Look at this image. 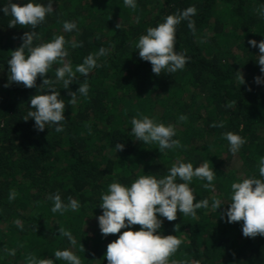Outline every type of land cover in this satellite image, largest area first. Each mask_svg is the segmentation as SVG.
I'll use <instances>...</instances> for the list:
<instances>
[{"label":"trees","instance_id":"1","mask_svg":"<svg viewBox=\"0 0 264 264\" xmlns=\"http://www.w3.org/2000/svg\"><path fill=\"white\" fill-rule=\"evenodd\" d=\"M12 2L19 6L26 0ZM189 6L196 8L194 30L181 21L174 45L188 57L186 65L156 75L139 58L135 43L147 28ZM52 9L36 29L9 26L11 16L0 12V264H27L30 255L66 264L53 255L63 249L77 255L81 264H107L106 245L120 234L102 236L99 231L96 217L102 214L100 197L107 186H130L142 175L159 179L177 161L196 167L206 160L216 174L213 187H203L207 182L195 177L190 187L195 200L207 199L208 207L197 209L194 216L177 212L173 221L158 216V231L182 241L168 264H264V236H243V222L228 223L224 215L231 202L230 185L261 178L264 83L254 78L264 80V74L257 63L259 50L248 41L264 39V0H136L135 9L123 0H53ZM64 21L75 22L76 29L65 32ZM31 30L37 34L33 46L63 36L68 52L64 62L73 69L90 53L107 50L97 58L99 67L86 78L76 73L68 89L55 80L59 63L45 73L65 103L59 133L49 125L37 131L31 118L24 120L30 98L51 91L39 87L41 77L32 88L8 81L10 53ZM73 42L80 46L71 47ZM85 82L87 96L76 92L71 103L69 91ZM138 114L171 124L181 147L159 152L155 143L135 140L130 121ZM221 123L223 127L216 126ZM226 132L245 139L238 152L228 150ZM117 143L123 144L122 150L115 151ZM10 191L15 192L12 200ZM54 193L65 204L69 197L77 200L79 209L53 213L48 197ZM215 200L221 202L216 210ZM58 228L69 230L76 244H69ZM7 249H14V255Z\"/></svg>","mask_w":264,"mask_h":264},{"label":"clouds","instance_id":"2","mask_svg":"<svg viewBox=\"0 0 264 264\" xmlns=\"http://www.w3.org/2000/svg\"><path fill=\"white\" fill-rule=\"evenodd\" d=\"M52 4L53 0H47V4L42 3V0L40 2L26 0L18 6L12 0H6V3L0 4V12H3L4 16H11L9 26L22 25L36 29L37 25L44 22L46 15L53 13ZM123 4L130 9L136 8V0H123ZM195 14L196 8L189 6L178 14L167 15L163 22L147 28L145 34L139 36L135 49L138 50L141 60L150 63L154 74L159 75L162 72L172 74L185 67L188 57L174 50L175 33L177 25L184 20L187 21V27L194 30V21L191 17ZM261 16L264 18V9H261ZM62 28L65 32H70L76 29V24L64 21ZM36 36L35 31L25 32L21 37V45L11 51L10 59L7 60L8 81L22 83L24 87L32 88L37 76L41 77L39 87L51 91L45 94L40 92L30 98V107L24 120L31 118L37 131H43L45 125H49L59 133L63 131L61 122L65 120V103L54 87L52 79L44 78L45 73H49L53 65L59 63L61 66L55 68V80L62 82L63 89H68L76 78V73L86 78L92 69L99 67L97 58L106 55L107 50L101 47L94 55L90 53L73 69L70 62H64L68 52L63 36H56L48 42L33 46V39ZM248 44L258 48L260 55L257 63L260 65V72L264 74V39L258 43L250 39ZM70 46L75 48L80 45L73 42ZM254 81L257 84L264 83L260 77H255ZM88 90L86 82L80 83L75 92L69 91L71 97L69 101L75 103V93L87 96ZM227 106L231 107V104ZM138 115L139 118L132 117L130 121L131 133L135 140L144 144L155 143L159 152L181 147L180 141L173 139L175 129L171 124L164 125L154 122L148 116ZM180 119L183 120L184 117L181 116ZM216 126L223 127V124ZM223 135L231 153L238 152L246 142L243 137L233 132H226ZM123 147V144L117 143L115 151L122 150ZM209 163L206 160L201 165L193 167L190 162L177 161L168 169L167 175L159 179L151 175H142L130 186L119 182L110 183L107 192L100 197L99 207L102 214L96 217L102 236L120 233L114 241L106 245L104 257L107 264H168L169 257L176 252L182 241L175 235H162L158 231L162 223L158 216L173 221L177 218V212L194 216L197 209L208 207L207 199L195 200L190 182L195 177L207 182L203 187H213L212 182L216 174L213 168L209 167ZM259 175L260 179L245 178L230 185L231 202L224 213L228 223L242 221V235L250 238L257 234L264 236V156L259 159ZM177 179L183 182L178 183ZM14 198L15 192L10 191L8 199ZM48 198L52 201L53 213L62 214L69 208L76 211L80 207L79 202L71 197L65 204L59 193L51 194ZM220 205L221 202L215 200L212 207L216 210ZM15 223L20 226L19 221ZM133 225H139L140 228L133 231L131 228ZM121 229L126 230L121 232ZM58 232L67 238L69 244H76L69 230L58 228ZM6 251L10 255L15 253L14 249ZM53 255L55 260H63L66 264H81L80 258L68 249L56 250ZM27 264H53V260L38 259L30 255Z\"/></svg>","mask_w":264,"mask_h":264}]
</instances>
